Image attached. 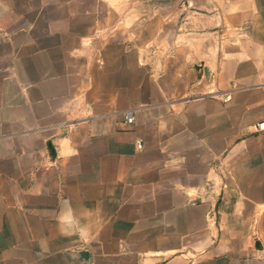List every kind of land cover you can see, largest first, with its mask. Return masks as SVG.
<instances>
[{"label": "crops", "instance_id": "1", "mask_svg": "<svg viewBox=\"0 0 264 264\" xmlns=\"http://www.w3.org/2000/svg\"><path fill=\"white\" fill-rule=\"evenodd\" d=\"M262 119L264 0H0V264H264Z\"/></svg>", "mask_w": 264, "mask_h": 264}, {"label": "built area", "instance_id": "2", "mask_svg": "<svg viewBox=\"0 0 264 264\" xmlns=\"http://www.w3.org/2000/svg\"><path fill=\"white\" fill-rule=\"evenodd\" d=\"M125 118L127 122L129 123L133 122V119H134L133 115L130 113L126 114ZM255 130L259 132L264 130V119L260 120L259 122L255 124Z\"/></svg>", "mask_w": 264, "mask_h": 264}, {"label": "water", "instance_id": "3", "mask_svg": "<svg viewBox=\"0 0 264 264\" xmlns=\"http://www.w3.org/2000/svg\"><path fill=\"white\" fill-rule=\"evenodd\" d=\"M195 68L198 71V75L204 74L207 80L211 78V72L202 63L197 64Z\"/></svg>", "mask_w": 264, "mask_h": 264}, {"label": "rangeland", "instance_id": "4", "mask_svg": "<svg viewBox=\"0 0 264 264\" xmlns=\"http://www.w3.org/2000/svg\"><path fill=\"white\" fill-rule=\"evenodd\" d=\"M24 5H30V4H24ZM74 5V4H73ZM31 7V6H30ZM25 9H26V6H25ZM31 9V8H30ZM25 23H26V25H29L30 26V24H31V20L30 19H28V20H23ZM39 21H41V20H39ZM73 22H79L77 19H75V18H73ZM40 23V22H39ZM90 27H92L90 24H89V29H90Z\"/></svg>", "mask_w": 264, "mask_h": 264}]
</instances>
